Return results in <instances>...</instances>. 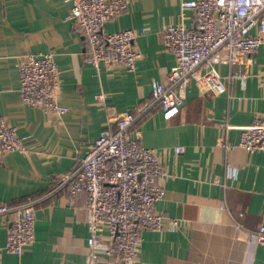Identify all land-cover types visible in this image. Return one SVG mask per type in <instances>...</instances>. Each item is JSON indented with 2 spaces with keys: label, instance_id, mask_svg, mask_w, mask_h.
I'll use <instances>...</instances> for the list:
<instances>
[{
  "label": "crops",
  "instance_id": "0c3cea01",
  "mask_svg": "<svg viewBox=\"0 0 264 264\" xmlns=\"http://www.w3.org/2000/svg\"><path fill=\"white\" fill-rule=\"evenodd\" d=\"M180 2L128 0L106 23L107 32H137L141 55L128 71L103 63L96 70L85 61L68 0H0V117L16 126L26 146L0 154V201L36 198L34 242L22 253L5 250L6 218L0 216V264H86L87 194L70 201L68 185L54 187L98 136L108 110H130L151 98L152 79L174 63L161 30L182 20ZM47 51L59 72L57 101L67 108L58 117L19 95L20 59ZM216 67L226 91H203L192 81L172 123L155 105L132 128L164 164L158 178L164 194L154 207L162 226L142 231L132 264H264V245L252 238L264 224V152L238 144L240 128L264 116V46L253 55L244 87L232 75L237 64ZM178 145L184 150L176 153ZM100 236L107 240V231Z\"/></svg>",
  "mask_w": 264,
  "mask_h": 264
},
{
  "label": "built area",
  "instance_id": "2783aa9c",
  "mask_svg": "<svg viewBox=\"0 0 264 264\" xmlns=\"http://www.w3.org/2000/svg\"><path fill=\"white\" fill-rule=\"evenodd\" d=\"M68 1V18L84 40L85 61L96 70L102 63L134 70L141 55L137 32L131 28L105 31L106 23L125 10L128 0ZM180 8L182 20L165 24L161 30L174 63L161 68L159 77L152 79L151 98L130 110H108L98 136L54 187L68 185L70 201L79 192L87 194L86 264H102L101 255L111 258L109 264H132L142 231L162 226L163 216L154 207L164 194L158 184L164 164L158 150L143 146L138 133H132L136 122L158 105L172 123L192 81L203 91H226L216 64H237L232 75L244 87L253 55L264 46V0H181ZM18 71L23 103L55 117L66 112L56 97L59 72L52 51L25 53ZM238 144L248 152H264V116H255L240 128ZM25 150L16 126L0 117V154ZM173 150L179 153L184 148L178 145ZM35 202L36 198L14 204L0 201V216L6 218L7 252L20 254L34 242ZM102 229L107 231V240L100 236ZM252 238L264 245V224L258 225ZM249 264L259 263L252 260Z\"/></svg>",
  "mask_w": 264,
  "mask_h": 264
}]
</instances>
